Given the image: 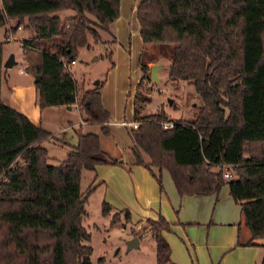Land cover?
Returning <instances> with one entry per match:
<instances>
[{"label":"trees","instance_id":"trees-1","mask_svg":"<svg viewBox=\"0 0 264 264\" xmlns=\"http://www.w3.org/2000/svg\"><path fill=\"white\" fill-rule=\"evenodd\" d=\"M66 9L72 13L60 18L57 12ZM118 9L119 0H0V26L12 23L11 32L17 26L30 31L29 39L21 40L20 58L24 72L37 78L38 107L75 104L81 120L98 124L102 135L109 134L110 120L100 101L102 80L77 94L61 61L69 63L78 48H88V37L101 41L100 30L114 43L110 24ZM134 17L142 48L132 95L136 126L127 132L133 164L167 171L178 195L215 194L226 185L239 206L237 227L248 231L236 245L264 247V92L254 93L245 82L264 58V0H138ZM248 41L260 42L261 51L245 70ZM146 44L170 52V79L192 82L201 106L190 120L169 121L162 110L140 113L141 101L148 99L139 90L148 81ZM110 56L111 51L105 54L109 68ZM74 134L64 158L49 163L40 142L50 132L0 99V264H91L81 219L94 186L83 195L80 173L117 160L101 148L97 133L78 128ZM152 176L161 188L159 176ZM100 207L104 215L110 205L103 200ZM118 214L129 220L122 208L109 221ZM146 222L156 263L175 264L168 261L162 235L170 223L161 215ZM102 261L98 257L94 264Z\"/></svg>","mask_w":264,"mask_h":264},{"label":"rangeland","instance_id":"rangeland-1","mask_svg":"<svg viewBox=\"0 0 264 264\" xmlns=\"http://www.w3.org/2000/svg\"><path fill=\"white\" fill-rule=\"evenodd\" d=\"M132 1L133 0H121L120 5L121 14L126 16V23L130 22L129 30L125 27L123 33L121 32V40H118L124 44V46L117 45L116 47L115 43L110 41V35L106 31L100 30L99 34L101 41L94 43L90 37H88L90 46L88 48H78L74 63L68 68L69 73L72 75L73 79H75L77 94L81 88L91 87L96 85L98 80H102L103 83L100 88L102 91V101L109 112V121H112V123L108 125L109 134H99L98 124L95 123L90 126L78 125L79 121H83L80 120L82 116L75 104L71 109L67 110L55 109V107L52 106L41 109L43 125H46L53 131V135L40 142V145L47 149L49 163H56L64 158L65 153L70 149V145L75 143L74 131L78 128H80L81 131H85L88 130V127H91L89 129H92L93 132L99 135L100 146L104 151L108 152L111 156L116 151L120 153H115L114 156H112H118V159L115 158L117 162L113 165H118L121 168L120 171L110 174L114 179L113 184L110 185L101 182L94 190L89 192L83 205L84 214L82 215L81 224L89 233V239L86 243L91 247V252L89 254L91 264H94L98 257L103 258L102 264H157L155 242L150 230H148L146 219H156L157 215H161L167 220L172 216L173 222L167 221L173 224L176 221L175 217L177 215V206L168 205L167 207L166 205H160V203H166L168 201V196L163 184L164 178L162 180L164 175L167 177L176 195L167 171L162 170V177L159 178L161 188L153 178L155 192H153L152 189L146 192L148 195L147 201L146 199L135 196L131 188L132 183L130 181L128 165L129 159L132 162L134 161L130 153L131 142L127 132L132 125L128 124L121 126L118 121H131L130 108H132V100L130 95H132V92L129 90L132 88L135 90L134 83L139 77L137 53L142 44L140 41L138 42V39H135L136 36L134 37L131 35V23L134 22L133 12L130 11V4ZM71 13L72 11L68 9L57 12L60 18L70 15ZM20 28L22 29V27ZM6 29L7 25L0 26V41L3 43V51L11 53L14 56V61L12 65L2 67L1 69V97L4 103L11 102L15 103V106L22 107L20 103L21 100H19L14 93L7 91L6 87H4V82L23 84L24 80L29 79V75L24 74L26 72H24L22 60L20 58L21 48L16 38L22 37L26 32L29 35L30 32L29 30H21L20 32L19 30H15L14 32H9L13 33V39L6 40ZM144 48L146 50L145 54L150 60L149 63L147 62V67L149 68L151 64L156 63L161 64V67L156 73L158 77L157 80H151L148 74V81L145 84V88L139 87L142 95L145 97L148 96V99H143V101H141L142 109L140 113L162 110L169 121L175 119L190 120L201 106V100L195 93L192 82L190 80H173L169 78L168 65L171 57L169 51L162 50V48L155 44H146ZM109 51H112L110 59L114 63L112 67L114 69L111 71V68L106 72V69L109 68V60L105 57V54ZM260 51V42H246L244 50L245 70L252 69ZM21 69L23 70L22 73L19 72ZM83 80L84 83H86L85 87L82 84ZM96 80L97 83H95ZM245 82L248 83L254 93L260 94L264 92V58L260 62L257 72L252 76H247ZM124 88L126 90L129 89L126 94V102L122 94ZM12 98L17 99L13 101L11 100ZM14 109L17 110V108ZM122 115H124V118H121ZM142 156L144 160L147 159L144 154ZM120 158L123 159V163H118ZM148 174L152 176L150 172ZM94 176L93 170H81L79 189L83 195L94 185L92 184ZM155 176H158L157 172H155ZM95 180L97 179L95 178ZM224 188L225 187H223V189ZM104 194L106 198L111 199V203L105 198L110 208L108 213L103 215L101 214L100 205L104 200ZM159 197H161V200ZM211 200L208 207L209 210H211L214 203L213 199ZM120 208L128 210L129 220H124L122 214H118L116 221L111 223L109 220L112 213ZM228 210L230 213L235 212L234 206H229ZM236 221L241 222L238 210L236 212ZM172 226H174V224ZM179 228L181 229V226H179ZM169 234L176 239L171 241L173 252L175 241L178 246H180L179 249L187 259V263H190L183 242L175 235L172 228L167 233V236L171 238ZM179 234H181V236L184 235V233L181 232ZM135 236L138 238L137 240L139 243L129 247L127 241ZM175 250H177V247H175ZM190 251H192L191 248ZM163 264L168 263L165 262ZM262 264H264V259Z\"/></svg>","mask_w":264,"mask_h":264},{"label":"crops","instance_id":"crops-1","mask_svg":"<svg viewBox=\"0 0 264 264\" xmlns=\"http://www.w3.org/2000/svg\"><path fill=\"white\" fill-rule=\"evenodd\" d=\"M138 0H133L130 4V11L133 12L134 16V8ZM121 0H119V9H118V16L111 22L110 24V32L115 38V46L122 45L121 42L118 40L122 35L125 27L129 30V23H126V16L121 14ZM67 16V15H66ZM128 22V20H127ZM11 25H7L6 29V40L13 39V33H9ZM19 32L23 29L19 28ZM131 35L136 36L135 39L140 41L138 35V25L134 17V22L131 23ZM30 32V31H29ZM122 32V33H121ZM12 34V35H11ZM30 34V33H29ZM28 34L27 32L22 37H17L16 39L19 40L23 37H26ZM1 42V41H0ZM119 43V44H118ZM141 43V41H140ZM20 46V44H19ZM3 43L1 45V68H0V99L1 97V69L2 63L7 58L9 53L8 51H3ZM21 48V47H20ZM142 48V45H141ZM140 48V50H141ZM139 50V51H140ZM137 53V64H138V54ZM112 53V51H111ZM12 55V54H11ZM13 61L14 56L12 55ZM149 63V62H148ZM147 63V64H148ZM114 65V63H113ZM113 67V66H112ZM112 67L106 69V72L109 71ZM114 68L111 69V71ZM139 69V64H138ZM105 72V74H106ZM29 75L28 73H24ZM140 75V73H139ZM83 78V77H82ZM138 79V78H137ZM85 80V79H84ZM82 82L83 86L85 87L86 83ZM97 81V80H96ZM137 82V80H136ZM136 82L134 85H136ZM7 91L14 93L19 100H21L22 107L15 106V103L6 102L5 104L11 106L12 108H17L18 111L23 113L31 122L39 123L43 128L48 130L51 135H53V131L49 129L46 125H43L42 117H41V109L37 105V96L36 91L33 87V77L29 75L28 80H24L23 84H15V83H8L7 81L4 82ZM129 89H123L122 94L124 95V101L126 102V94ZM130 92H134V88L129 90ZM261 94V93H260ZM132 95H130L132 100ZM17 98H12L11 100H16ZM100 101L105 110L107 108L104 106V102L102 101V91L100 89ZM3 102V101H2ZM4 103V102H3ZM74 104L69 105V108H66L65 105H55V109H71ZM44 108V107H43ZM108 111V110H107ZM132 114V108H130ZM109 113V112H108ZM121 118H124L122 115ZM81 120V119H80ZM112 121H109L107 125L111 124ZM94 123H88L86 121L78 122V125H93ZM122 126V125H121ZM85 131H92L89 129ZM93 132V131H92ZM100 143V142H99ZM47 150V149H46ZM106 152V151H105ZM108 153V152H107ZM115 153L120 154L118 151ZM114 153V154H115ZM66 154V153H65ZM114 154L112 156H114ZM108 155H110L108 153ZM111 156V155H110ZM111 156V157H112ZM113 158H117L115 156ZM120 163H123V159L118 160ZM130 171V181L132 183V191L137 197H141L142 199L148 200L147 191L152 189L155 192V183L154 177L149 176V170L146 168L133 164V162L129 159L128 165ZM121 168L118 165L113 164H100L95 166L93 172L95 174L92 184H94V188L101 184H110L112 185L114 182L113 177L110 175L111 173H115L120 171ZM162 170H158L153 166H150V173L151 175L155 172L158 173L159 178L162 177L161 173ZM155 171V172H154ZM95 178L97 180H95ZM164 178V180H163ZM99 179V180H98ZM163 184L166 190V194L168 196V201L166 203H160L162 206L173 205L177 206L176 210V217L175 222L169 225V229L166 231H162V235L167 241L169 245V253H168V261L173 262L175 264H261L264 259V247L260 245H236L237 237L240 240H245L248 237V231L245 227L240 226L237 227L238 221H236V212L238 210L239 213V206L231 199L230 195L228 194L227 186L222 185L219 190L215 194H208V195H178L173 192L171 185L164 175L162 177ZM171 181V180H170ZM154 183V184H153ZM92 186V187H93ZM223 187H225L223 189ZM94 188L92 190H94ZM157 191V190H156ZM175 191V189H174ZM176 192V191H175ZM158 193V192H156ZM159 194V193H158ZM161 194V193H160ZM162 195V194H161ZM104 201L106 195L103 196ZM161 200V197H159ZM110 203L111 199L106 198ZM213 199V206L211 210L208 209L210 201ZM166 201V200H165ZM107 202V201H106ZM108 203V202H107ZM168 203V204H167ZM109 204V203H108ZM229 206H234L235 212L230 213L228 210ZM121 209V208H120ZM119 209V210H120ZM147 212V211H145ZM153 212V211H152ZM159 212V210H158ZM163 217V216H162ZM168 221L173 222V217L170 216ZM166 220V221H167ZM167 221V222H168ZM181 226V229L179 228ZM172 228L175 235L183 242L186 253L188 255V259L190 263H187V259L183 256L184 254L179 249L177 242L174 241V252L172 248L171 241L174 239V236L171 234L167 236V233ZM182 230V231H181ZM184 233L183 236L179 233ZM136 237V236H135ZM132 238V237H131ZM137 238V237H136ZM138 239V238H137ZM137 243L139 241L137 240ZM177 247V250H175ZM190 248L192 251H190ZM182 249V248H181ZM181 256H177V255ZM181 262V263H180Z\"/></svg>","mask_w":264,"mask_h":264},{"label":"water","instance_id":"water-1","mask_svg":"<svg viewBox=\"0 0 264 264\" xmlns=\"http://www.w3.org/2000/svg\"><path fill=\"white\" fill-rule=\"evenodd\" d=\"M13 63V58L12 55H8L7 58L3 61L2 66H10ZM161 67V64L156 63V64H151L149 67V78L151 80H157V70ZM37 78L34 77L33 81H36ZM95 83H97V81H95ZM66 108H69V105H65ZM137 244V238L136 237H132L127 241V245L130 246H135Z\"/></svg>","mask_w":264,"mask_h":264},{"label":"built area","instance_id":"built-area-1","mask_svg":"<svg viewBox=\"0 0 264 264\" xmlns=\"http://www.w3.org/2000/svg\"><path fill=\"white\" fill-rule=\"evenodd\" d=\"M16 28L19 29L20 26H17ZM29 37H30V34L27 35L26 37L21 38V39L19 40L20 47H21V40H22V39H29ZM61 62H62V66H63L64 68H67V69H68L69 66H70L71 64L74 63V59L71 60L69 63L65 62L63 59H62ZM19 72L22 73L23 70L21 69V70H19ZM79 122H81V121H79ZM118 123H119L120 125H123V126L128 125V124H131L132 127H135V126H136V122H133V121H124V120H121V121H118ZM170 125H171V122H162V127H169ZM0 176H1V175H0ZM224 176H228V173H224Z\"/></svg>","mask_w":264,"mask_h":264}]
</instances>
